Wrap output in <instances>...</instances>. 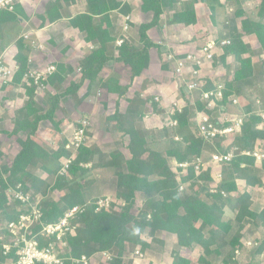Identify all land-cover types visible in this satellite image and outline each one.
Returning <instances> with one entry per match:
<instances>
[{
	"label": "trees",
	"instance_id": "obj_1",
	"mask_svg": "<svg viewBox=\"0 0 264 264\" xmlns=\"http://www.w3.org/2000/svg\"><path fill=\"white\" fill-rule=\"evenodd\" d=\"M77 1L47 2L43 15L39 17L40 26L59 20L62 5H73ZM84 1L87 12L74 15L68 21V26L78 30L81 40L91 45L90 51L75 69L65 64L54 65L55 71L45 82L48 85L64 83L67 76L77 69H80V77L76 82L70 81L60 93H47L46 109L36 100L33 80L24 79V75L30 72L29 46L23 39L15 42L19 56L12 83L23 87L26 99L21 112L14 119L12 129L0 131L6 137L14 138L19 148L10 164L0 166V264H16L17 260L15 250L5 253L3 249L12 239L8 224L16 221L21 213L14 209L19 202H11L9 190L22 193L31 191L42 197L40 210L43 225L58 222L65 211L72 207L81 209L72 220L75 235L63 237L66 245L63 264H75L73 259L82 256L90 258L103 252L110 255L108 264H124L127 246L136 247L134 252L138 250L141 253L150 247L145 241L147 237L152 243L162 245L158 239L161 233L174 236L178 247H194L198 250L196 258L184 257L178 251H172L171 264H229L236 251L240 255L234 264H240L241 255L248 249L241 242L242 238L248 232L252 234L255 229H264V207L259 212L253 211L250 193L241 190L237 183L242 180L248 188L263 187L256 171L264 170V161L258 167L254 158L242 155L241 151H252L256 145L259 150H264V128L258 115V110L264 109V90L260 84V77L264 73L254 67L253 51L243 44L241 37L253 35L264 55V0L247 11L241 7L243 1L234 0L233 18H223L221 25H217L216 21L221 7L218 0H193L182 11L176 10V0H139L140 12L150 13L151 20L139 25L138 44L132 45L123 40L115 48L116 55L110 54L107 49L109 44L116 41L111 13L127 14L129 8L126 4L121 6L118 0ZM195 3H203L208 7L212 24L218 29L222 26L223 38L230 41L222 47L223 54L219 62L224 65L225 58L233 56L236 64L230 77L228 73L223 82V99L219 104L226 112L246 114V117L241 135L233 138L226 147L222 145L224 138L204 141L196 134L193 119L196 111L206 114L207 110L200 102L201 91L194 92L192 106L189 102L180 113L175 112L170 116L176 121V126L164 127L159 131V137L165 141V148L163 152L156 151L151 148V141L154 140L152 133L139 125L146 110H158L157 102L153 97L142 99L136 92L131 99L126 94L133 80L148 68L150 50L156 49L159 55L161 53L159 45L149 39L148 31L159 24L162 15L169 12H172L173 24L181 27L195 25ZM18 14H22L19 3L13 11L0 10V28L17 23ZM237 19L241 20L240 31L236 28ZM111 60L129 68V83L121 85L116 76L100 78L103 67ZM204 81L202 91L211 89L213 84ZM85 84L80 100H86L94 90L104 89L116 94L118 100L126 101L124 113H119L117 108L113 114L106 116L107 124L111 123L121 134L118 148L106 158L97 149L85 145H80L76 151L71 147L67 149L68 140L63 139L57 151H46L36 141L39 123L49 121L54 131L60 132L55 119L60 100L65 96H75ZM233 95L247 100L246 106L232 105L228 98ZM124 137H127L126 144H123ZM121 146L126 156L120 151ZM236 146L238 150H234ZM226 152H233V158L228 166L220 169L221 180L216 184L212 169L207 164L198 174L194 173L193 166L180 174L170 164L171 160L190 163L200 156H204L208 163L211 153ZM95 157L97 161L94 162ZM69 158L71 161L63 172L60 160ZM34 169L43 172L46 177L35 176ZM98 169L105 170L115 180L114 197L108 196L113 204L108 210H97L96 202L100 197L92 196L88 191L94 183L91 176ZM252 241L257 244L253 247V256L258 259L264 255V235ZM227 251L229 255L221 257V253Z\"/></svg>",
	"mask_w": 264,
	"mask_h": 264
},
{
	"label": "crops",
	"instance_id": "obj_2",
	"mask_svg": "<svg viewBox=\"0 0 264 264\" xmlns=\"http://www.w3.org/2000/svg\"><path fill=\"white\" fill-rule=\"evenodd\" d=\"M49 1L53 0H19L18 3L21 8L22 14H18L17 23L6 25L2 29L0 28V61H2L5 65H9L13 68L18 67L19 53L15 46V42L18 39H23L24 43L29 46L28 68L30 71L44 70L47 64L53 66L55 64H65L72 69H75L74 66L77 67L81 59L89 53L91 45L84 43L81 40L78 30H75L68 26V21L74 15L87 12L85 1L78 0L73 5L63 4V7L59 11V14L61 16L59 20L49 24H45L44 26H40L41 21L39 17L43 15L45 4ZM118 1L120 2L121 6L123 4H126V7L129 8V12L127 14H123L120 12L111 13V19L114 25L113 36L115 37L116 41L118 39H122L126 40L129 44L137 45L138 27L142 23L149 22L151 20V14L140 12L138 8L139 0ZM218 1L221 7L218 9L216 21L218 22L217 25H221L220 22L223 18H233L234 0ZM240 1H243L241 4L242 9L244 11H247L256 6L260 0ZM192 2L193 0H176L175 8L177 11H182L188 4H192ZM194 10L197 18V23L195 25L186 27L175 25L172 22V12H169L162 15L159 24L148 31L147 35L149 39L153 43L159 45L161 53L159 55L156 49H153L149 52L150 59L148 68L138 78H135L133 80L131 87L127 91L126 97L128 99L132 98L134 92L138 93L142 99H146L147 97H158V110L156 112L146 110L143 121L139 125V127L145 128L152 133V138H154V140L151 141V148L154 147L156 148L155 150L158 151L161 150L160 147H164L165 141L163 140V138L159 137V131L165 127L164 125L168 120L172 103L178 102L179 104L185 106L190 102L189 100H191L190 97L192 95V93L187 91L186 89V85L191 80V74L188 72V70H184V73L182 75H177L175 73V62L178 59L184 58L188 53H194L196 56V60L200 63L199 66H195V69H197L199 72V77L210 81L212 84L216 82H224L227 78L226 76L228 75V73L230 77V74L236 67L233 56L226 57L224 65L219 62L220 57L223 54L222 48H217L215 50V59L213 62L205 61L203 55H201L200 53V46L203 45L206 41L223 40L224 34L222 26L220 29H218L217 26L212 24L209 17L208 7L205 4L195 3ZM240 21V19L236 20V28L239 31L241 30ZM125 23L128 26V30L126 31L123 30V26ZM25 35L28 36L27 40L23 38V36ZM241 40L243 44H245L253 51V60L255 58L264 60L262 57H257V53L261 50L257 44L256 38L253 35L241 37ZM115 42L109 44L107 47L109 53L112 55H116L115 48L118 47L116 46ZM43 50H45L46 52L43 53ZM258 55H260V53ZM74 73H71L67 76L66 80L68 83L70 81H75L72 78V75ZM110 76H116L117 78H119V83L121 85H126L127 83H129L130 71L129 68L124 66L123 64L111 60L107 62L103 67L100 73V78L105 79L106 77ZM64 83L62 84L64 85ZM62 84L52 86L47 84V88L50 90L51 95H53L54 93L62 92L66 88V86L64 85V88ZM85 87L86 84L84 85V87L80 88L77 94L74 96L76 97V100H74L75 98L72 99L71 96H65V98L72 99V102L77 111H73V121L68 122L66 126V120L61 122L59 133H55L48 129L50 127L46 129L45 126H43L45 130H41V125L44 123H39L38 130L36 132V141L46 151H57L63 139L69 140L71 138L76 127L79 126V121L81 119H86L89 121L84 141V145L86 147H93L97 149L101 154L105 155L106 158L108 157V154L110 152L118 148L120 144V133H118L114 129V126L111 123H105V119L100 116L99 111L100 106H103L105 104L111 106L110 102H108V99H116V94L108 93L104 89H98L94 90V92H92V94H90L89 97L83 101L79 98L84 93ZM98 92H101L100 95H98ZM182 92H184V95L181 94ZM25 99L24 89L21 85L12 83L4 89L0 88V130L9 131L12 129L14 119L18 117L19 112H21ZM37 99H39V94H36V100ZM40 100L41 107L45 109V105L42 103V101H45V98H40ZM122 103H124L123 100H119V113H124L127 106V103L125 101L126 105L122 109ZM193 122L195 123L194 119ZM100 130L105 134V137L101 136V134L98 135L99 133H101L99 132ZM154 135L156 136L154 137ZM1 136L3 135H1L0 133V138ZM6 140L7 139H3L4 142H6ZM126 142L127 139L125 137L123 139V144H126ZM18 150L19 149L15 150V152L13 153V157ZM120 151L124 155L126 154L123 146L120 147ZM95 161H97L96 157L94 159V162ZM170 164L173 165L174 160H171ZM35 170L36 169H34L33 171L35 176L39 178L46 177V174L41 171V175H37L36 172L39 170ZM259 170L260 171L257 170L256 173H264L263 169ZM100 175L102 178L101 180ZM91 178L95 180V182L88 188V191L92 196L114 197L115 180H113V178L110 177L105 170H96L94 172V175L92 174ZM108 180H110V183L111 181L114 183L113 185H110L113 187V191L112 189H110L111 187H108ZM101 181L108 185H105L104 183L101 185ZM239 181L244 183V181L242 180H238L237 183ZM238 185L241 186L239 183ZM250 189H252L253 191H257L256 197H254L255 193L253 195L252 192H250V196L252 198L251 201L253 202L251 204V209L255 212H259L264 207V201L262 194L258 191L263 190L264 192V189L256 187ZM247 234L251 240L256 238L260 239L262 235H264V229H255V231H252V234L250 232H248ZM158 239L163 243L162 245L152 243L149 237L145 238V241L150 244V247L141 252L143 259H134L133 264H137V262L141 264H150V254L159 253L160 255V253H163L162 249L163 251H165L166 247H168L169 245L171 246V249L173 248L172 251H178L180 255L184 257L196 258L198 256V250L194 247H178L176 244V238L171 234L161 233L160 236H158ZM135 248L136 247L127 246L125 253L130 254L129 251L131 249L132 253L134 254ZM171 249L169 253H172ZM253 249L254 248L248 250L252 251ZM190 251L195 252L196 255L185 256L184 254H182L190 253ZM152 258L156 257L153 256ZM160 258L161 255L159 256L158 260ZM259 258L261 260L263 258V255ZM171 263L172 258L170 259V261L162 260L161 262H158L156 264Z\"/></svg>",
	"mask_w": 264,
	"mask_h": 264
},
{
	"label": "built area",
	"instance_id": "obj_3",
	"mask_svg": "<svg viewBox=\"0 0 264 264\" xmlns=\"http://www.w3.org/2000/svg\"><path fill=\"white\" fill-rule=\"evenodd\" d=\"M18 2L19 0H0V10L13 11ZM123 30H128L126 23L123 26ZM23 38L27 40L28 36L25 35ZM218 41V44L215 40L206 41L200 46V53L203 55L205 61L213 62L215 59V50L230 43L227 39ZM122 42V39H118L115 44L116 46H120ZM175 65V73L177 75H182L184 70H188L191 74V80L186 85V89L191 93L201 91L200 102L204 109L207 110L206 114L195 112L194 124L196 134L207 142H211L216 138L228 139L227 137H230L229 139H233L236 136H240L241 127L246 114L239 115L226 112L223 106L219 104L223 99L222 91L224 89V83L216 82L211 89L202 91V86L205 84V81L199 77V72L195 69V66H199L200 63L196 60L194 53H188L184 58L178 59ZM16 71L17 68L10 67L9 65L7 66L0 61V87L12 83ZM54 71L55 67L49 65L46 66L43 71H30L28 74L24 75V79H32L35 87V94H39L44 88H47V84L45 83L46 79ZM77 71L79 72L80 69H77ZM99 94L100 92H98V95ZM158 100V97H154L155 102H158ZM228 101L231 102L232 105L240 106L238 105L239 98L234 95L230 96ZM191 104H193V101ZM185 106L178 102L172 103L168 120L165 122L164 126L175 127L176 121L170 119V116L175 112L180 113ZM259 112L258 115L261 117V127L264 128V109L259 110ZM87 126L86 123L82 122V126L73 132L71 138L68 140L67 149L71 147L76 151L80 145H84L85 128ZM234 150H238L237 146L234 147ZM241 154L254 158V163L258 167L261 165L262 161H264V150H259L257 145L252 151L242 150ZM232 158L233 152L211 153L209 155L210 163H208L213 170V178H215L214 180L216 182L221 180L220 169L228 166ZM70 161L71 158L63 159V171ZM204 165L202 156L194 159L190 163L174 162L173 164L174 171L177 172V170H179L180 174H184L189 166H193L194 173L198 174ZM19 187L20 185H18V188ZM181 189L182 187H180V190ZM8 193L11 202H19V205L17 204L14 209L19 212L21 211V213L16 221H12L8 224V230L12 239L9 244L3 246L5 253H8L10 250H15L17 255L16 264H63L64 254L66 253V245L65 242H63V237L67 234L71 236L75 235V224H72V220L75 214L80 212L81 209L78 206L72 207L65 211L63 217L58 222L43 225L39 201L42 198L41 196L38 198V196H35L31 191L22 193L19 190H9ZM222 195L225 196L223 193ZM33 196L36 198L34 199ZM111 204H113V200L110 197L106 196L100 198L96 202L97 210H108ZM34 230H37V232H34ZM47 239L51 241L46 242ZM243 245L251 249L256 247L257 244L256 242H243ZM236 253L238 252L236 251L235 254ZM100 254L106 261L110 260L109 254L104 252ZM134 254L140 257L142 256L138 250H136ZM91 261V257L87 258L86 256L72 260L75 264H90Z\"/></svg>",
	"mask_w": 264,
	"mask_h": 264
},
{
	"label": "rangeland",
	"instance_id": "obj_4",
	"mask_svg": "<svg viewBox=\"0 0 264 264\" xmlns=\"http://www.w3.org/2000/svg\"><path fill=\"white\" fill-rule=\"evenodd\" d=\"M258 1V0H257ZM153 50V49H152ZM56 51H57V49H56ZM151 51V50H150ZM260 51V50H259ZM43 53H45L46 51L45 50H43L42 51ZM260 53V55H262V56H260V55H258ZM257 57H262L263 59H264V55L262 54V52L260 51V52H258L257 53ZM47 62V61H46ZM253 63H254V67L257 69V70H262L263 71V73H264V60H262L261 62H260V59H258V58H255L254 60H253ZM47 66H49L48 64H47ZM75 68H77L76 66H74ZM41 71H43V70H41ZM39 72V71H38ZM74 73V72H73ZM79 77H80V72H78L77 70L75 71V73L72 75V78L75 80L74 82H76V81H78V79H79ZM13 82V81H12ZM124 83H126V82H124ZM260 84H261V88H262V90H264V75L263 76H261L260 77ZM63 85V84H62ZM64 85L67 87L68 86V82H67V80L65 81V83H64ZM63 85V86H64ZM62 86V87H63ZM65 86H64V88H65ZM63 88V89H64ZM62 89V88H61ZM62 91V90H61ZM47 93H50V90L48 89V88H44L42 91H41V93H39V99H37V101L39 102V104L41 105V100H40V98H45V95L47 94ZM60 93V92H59ZM101 93V92H100ZM51 94V93H50ZM55 94V93H54ZM182 95H183V93H181ZM100 95V94H99ZM127 95V94H126ZM192 95H194V92H192ZM191 95V97H190V99L191 100H189L190 101V104H191V102L193 101V96ZM117 96V95H116ZM130 96V95H129ZM66 97H69V96H66ZM71 98L72 99H74V100H76V97H74V96H71ZM71 98H62L61 100H60V103H59V108H57V110H56V112H55V119H56V121L59 123V131H60V125H61V122L62 121H64V120H66L67 122L65 123V126L68 124V122H71V121H73V111L75 112V111H77V109H76V107L74 106V104H73V102H72V99ZM187 99H189V98H187ZM123 100V99H122ZM247 101V100H246ZM246 101L243 99V98H239V104L238 105H240V107H242V106H246L245 105V103H246ZM108 102H110V105L111 106H109V105H103V106H100L99 108V111H100V116H102V118H104L105 119V123L107 124V121H106V116L107 115H111L110 113H113L117 108H118V110H119V100H118V98H116V99H114V98H112V99H108ZM123 102L124 103H122L121 105H122V109H123V107L126 105V103H125V100H123ZM42 103L45 105V109L48 107L47 106V104H46V102L45 101H42ZM114 103V104H113ZM116 103V104H115ZM256 103H258V102H256ZM258 112H259V110H258ZM261 112V111H260ZM259 112V113H260ZM79 121V120H78ZM77 121V122H78ZM76 122V121H75ZM82 122H84V123H86L87 125L89 124V121L88 120H84V119H81L80 121H79V127H76V129L75 130H77V129H79L81 126H82ZM40 123H44V124H42L41 125V130H45L44 129V127L43 126H45L46 127V129L48 128V127H50V128H48V129H50L51 131H53V132H55V133H59V132H56V131H54V128L52 127V125H51V123L49 122V121H46V120H43V121H41ZM109 124V123H108ZM39 126V125H38ZM87 129H88V126L85 128V133H86V131H87ZM38 130V129H37ZM1 131V130H0ZM10 131V130H9ZM98 131V130H97ZM99 132H101V133H99L98 135H100L101 134V136H104L105 137V134L100 130ZM119 133V132H118ZM1 135H3V136H1V138H0V166L2 165V164H10V162L12 161L11 159H12V157H13V153L15 152V150H17V149H19L18 148V145H17V143L14 141V138H8V137H6L5 136V134H2L1 133ZM97 135V136H98ZM120 136H121V134H120ZM156 135H154V137H155ZM99 137V136H98ZM97 137V138H98ZM125 138V137H124ZM228 139H226V140H222V145H223V147H226L227 146V144L232 140V138L231 139H229L230 137H227ZM3 139H7L6 140V142H4L3 141ZM126 139H127V137H126ZM154 139V138H153ZM3 141V142H2ZM260 147V146H259ZM154 150L156 149V148H154V147H152ZM165 148V146L164 147H160V149L161 150H159V151H161V152H163L162 150ZM58 149H59V147H58ZM156 151H158V150H156ZM202 161H203V163L204 164H208V166L210 165L209 163H206L207 162V160L205 159V157L204 156H202ZM61 164L63 163V159H61ZM214 166V165H213ZM85 167H89V165H86ZM32 171H34V170H32ZM36 171V170H35ZM258 171H260V170H258ZM64 172V171H63ZM37 173V175H41V173H40V171H37L36 172ZM212 173H213V170H212ZM257 174L259 175L258 177L262 180V182H263V187H262V189H264V173L263 172H257ZM102 178H101V175H100V180H101ZM215 179V178H214ZM93 182H95V180H93ZM104 182H100V184L102 185ZM215 184H216V181L214 182ZM241 186H240V189L241 190H248V192L250 193V192H252V194L254 195V193H255V196L254 197H256V192L257 191H253L252 189H250V188H248V187H246L245 185H244V183L243 182H238ZM105 185H108V187L110 188V189H112V191L114 190L113 189V187L112 186H110L111 184L113 185L114 183L111 181V183H110V180H108V184H106V183H104ZM104 185V186H105ZM258 192H260L261 194H262V197H263V201H264V192H263V190L262 191H258ZM35 196H38V198H39V194L37 195V194H35L34 192H32ZM89 193V192H88ZM90 194V193H89ZM35 196H33V198L35 199L36 197ZM57 197H58V195H57ZM102 197H104V196H100V198H102ZM37 198V199H38ZM99 198V199H100ZM39 200V199H38ZM251 200H252V198H251ZM40 201V204H41V201H42V198L39 200ZM253 203V202H252ZM241 242L243 243V242H245V243H247V242H253L249 237H248V234L244 237V238H242V240H241ZM136 249V248H135ZM170 249H171V246L169 245L168 247H166V250L165 251H163V249H162V252L163 253H160V255H161V260L159 259L158 260V258H159V253H152V254H150L151 255V257L149 258V260L151 261L150 262V264H156V263H158V262H161L162 260H165V261H170V259H171V253H169L170 252ZM173 250V248L171 249V251ZM130 254H128V253H125V256H124V260H123V263L124 264H133L134 263V259H138V260H142L143 259V256H137V255H134L133 253H132V250L130 249ZM182 254H184L185 256H189V255H191V256H194V255H196V253L195 252H191L190 251V253H182ZM229 255V253H228V251H227V253L225 252V253H221V257H223L224 255ZM239 255H240V253H233V256H232V259H230V262H229V264H234V262L236 261V259L239 257ZM64 256H65V254H64ZM153 256H155L156 258H152ZM91 259H92V261H91V264H108V262L105 260V258L99 253L98 255H96V256H93V257H91ZM148 259V258H147ZM240 264H243V263H248V262H254V264H264V255H263V258L260 260V258H255L254 256H253V251H251V250H248L247 249V252L246 253H244L243 255H241V258H240ZM137 264H141V263H139V262H137ZM144 264H146V263H144Z\"/></svg>",
	"mask_w": 264,
	"mask_h": 264
}]
</instances>
